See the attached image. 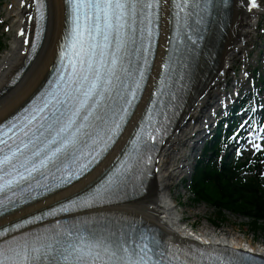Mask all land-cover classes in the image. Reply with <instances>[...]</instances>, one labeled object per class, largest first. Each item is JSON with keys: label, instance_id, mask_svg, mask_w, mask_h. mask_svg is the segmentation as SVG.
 <instances>
[{"label": "snow or ice", "instance_id": "6c2138e0", "mask_svg": "<svg viewBox=\"0 0 264 264\" xmlns=\"http://www.w3.org/2000/svg\"><path fill=\"white\" fill-rule=\"evenodd\" d=\"M165 4L173 35L157 98L122 158L87 193L0 227V264H250L252 257L238 252L225 256L163 246L146 232L137 236L135 230L113 226L119 222L90 213L111 203L129 181L142 187V178L150 174L155 143L162 142L169 119L166 107L171 105L163 97L176 98L168 86L173 75L184 79L177 69L186 68L203 39L212 0H65L53 79L22 112L0 123V215L70 184L115 143L143 92ZM35 8L43 20L44 0H35ZM35 38H41L39 25ZM31 47L35 51L37 45ZM62 213L84 214L56 219Z\"/></svg>", "mask_w": 264, "mask_h": 264}, {"label": "bare ground", "instance_id": "6f19581e", "mask_svg": "<svg viewBox=\"0 0 264 264\" xmlns=\"http://www.w3.org/2000/svg\"><path fill=\"white\" fill-rule=\"evenodd\" d=\"M47 1L48 23L45 38L43 39L36 57L21 75L19 81L13 86L8 85V82L23 66L27 54L25 49H28L32 38L33 22H30L29 20V14L31 12L29 4H31V1L12 0V10H8L7 14L12 18L11 26L13 28V37L10 48H8L0 58V122L29 99L32 93L37 90L43 78L47 76L51 65L54 63L65 25V5L64 0ZM231 3L232 5L229 8L228 18L226 19L224 27L221 29V35L219 37L216 35L215 37L218 44L216 51L214 54L209 53V58L207 60H205L207 56L203 55L199 62H194L192 64V66L197 67L196 71L192 74V80L194 81L193 89L196 91L198 87H200L195 95H189L188 93L189 99H187V102L185 103L184 114H181V118H179L173 134L166 141L160 151L156 164L157 172L151 178L145 195L139 200L130 203L127 208L132 210L131 213H136L149 223L156 225L167 235H179L180 232H182L179 221L185 218L184 214L176 210L177 205L172 207V204L175 205L176 201L173 200L171 194V180L177 176L173 171L176 170L182 173V170L180 169L181 164L177 157V150L179 147L185 146V140L188 139L187 135H191L194 131H188L191 122L201 116L202 118H206V116L203 115V112L207 111V108L210 105V100L217 97L219 87L223 83V77L232 68L233 63L239 56L238 53L244 48L247 38L252 36L251 32L254 30L253 28L258 22L259 11L251 9L248 6V3L246 4V0H232ZM163 12V32L160 42L162 45L164 43L166 45V35L169 32L168 4L164 5ZM21 29L24 30V35L20 34ZM25 38L28 39L29 43L26 44L24 42ZM160 53L161 55L164 53L162 48L159 50L158 55H160ZM211 60H213V63L210 62ZM160 63L161 58L158 59L156 73H158ZM148 86L149 92L143 97L139 112L134 115L135 117L129 124V128L124 133L122 140L116 144L111 153H109L100 165H98L84 179L73 184L69 188L0 218V226L28 216L29 214H33L34 212L40 211L60 200L80 192L84 187L93 182L98 174L100 175L105 168H108L111 161H113L121 151L122 147L125 146V142L137 123L144 105L149 100L148 95L152 88V82H149ZM200 128L199 130H201ZM172 166H175V168L171 170ZM174 229L178 233H176ZM200 231L203 234L207 233L205 236L211 242L218 245L237 249L244 245L243 238L234 234L230 230L226 233H213L212 230L205 226L201 228ZM245 238L248 243H252V238L249 239L246 236ZM256 247L257 251L264 252V244H259ZM253 248L255 249V247Z\"/></svg>", "mask_w": 264, "mask_h": 264}, {"label": "trees", "instance_id": "16d2710c", "mask_svg": "<svg viewBox=\"0 0 264 264\" xmlns=\"http://www.w3.org/2000/svg\"><path fill=\"white\" fill-rule=\"evenodd\" d=\"M229 169L222 173L198 167L194 175V193L196 196L218 209L231 210L244 215L252 223L260 225L264 233V191L254 182L237 184L227 175Z\"/></svg>", "mask_w": 264, "mask_h": 264}, {"label": "rangeland", "instance_id": "374dc122", "mask_svg": "<svg viewBox=\"0 0 264 264\" xmlns=\"http://www.w3.org/2000/svg\"><path fill=\"white\" fill-rule=\"evenodd\" d=\"M264 3V0H263ZM11 4V0H0V18H6L7 16V11H8V5ZM9 24L11 21L8 22ZM11 26H9V29H7V32H4V27L0 28V41L3 42V50L0 51V57L3 55V53L10 48L11 46V41L13 37V32L10 29ZM261 28H264V24ZM261 28L255 30L253 32V38L255 41H257V45L261 44L263 42L262 39V32L260 31ZM191 144V143H190ZM200 144V142L198 143ZM184 149V148H183ZM190 152V157L187 162V166L183 168L184 172L181 177L174 178L172 181V187L171 190L173 191V194L178 197L180 201V206L177 207L178 211L184 212L187 221L189 223H197V226L199 229L205 227L208 225V219L212 216V211L210 207H207L205 205H198L192 201L191 194L188 192V189L186 187V184L183 182L185 178H187L190 174L191 167L198 155L196 152H192L191 150H188L186 152L187 155H189ZM180 155V154H179ZM185 162V163H186ZM244 218H238L235 216H231L228 218L227 222L224 224V226L220 227L219 230H225V231H231L236 235H241L246 236L249 239H256L258 243L263 244L264 242V235L263 234H254L251 231L248 230L246 226L241 224L243 222ZM218 230V231H219ZM246 232L245 234L243 233Z\"/></svg>", "mask_w": 264, "mask_h": 264}]
</instances>
